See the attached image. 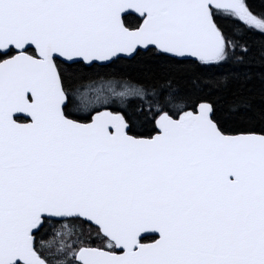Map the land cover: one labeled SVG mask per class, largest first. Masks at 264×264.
I'll return each mask as SVG.
<instances>
[{"label":"snow or ice","instance_id":"1","mask_svg":"<svg viewBox=\"0 0 264 264\" xmlns=\"http://www.w3.org/2000/svg\"><path fill=\"white\" fill-rule=\"evenodd\" d=\"M0 264H264V7L0 0Z\"/></svg>","mask_w":264,"mask_h":264},{"label":"trees","instance_id":"2","mask_svg":"<svg viewBox=\"0 0 264 264\" xmlns=\"http://www.w3.org/2000/svg\"><path fill=\"white\" fill-rule=\"evenodd\" d=\"M256 10H260L264 5L261 4V0H250Z\"/></svg>","mask_w":264,"mask_h":264}]
</instances>
